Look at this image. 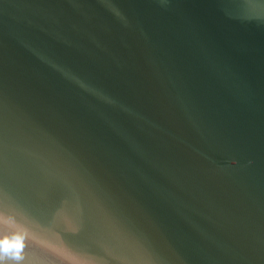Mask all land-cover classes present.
I'll use <instances>...</instances> for the list:
<instances>
[{"label": "water", "instance_id": "1", "mask_svg": "<svg viewBox=\"0 0 264 264\" xmlns=\"http://www.w3.org/2000/svg\"><path fill=\"white\" fill-rule=\"evenodd\" d=\"M14 236L19 264H264V0H0Z\"/></svg>", "mask_w": 264, "mask_h": 264}, {"label": "clouds", "instance_id": "2", "mask_svg": "<svg viewBox=\"0 0 264 264\" xmlns=\"http://www.w3.org/2000/svg\"><path fill=\"white\" fill-rule=\"evenodd\" d=\"M23 240V236H14L11 242L8 239L0 241V264H3L5 257L19 264L22 260L20 253L24 247Z\"/></svg>", "mask_w": 264, "mask_h": 264}]
</instances>
